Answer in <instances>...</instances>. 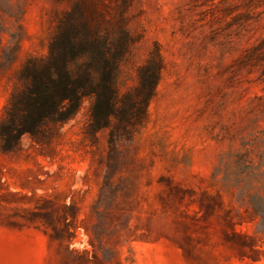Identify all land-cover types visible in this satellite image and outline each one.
<instances>
[{
	"label": "rangeland",
	"instance_id": "374dc122",
	"mask_svg": "<svg viewBox=\"0 0 264 264\" xmlns=\"http://www.w3.org/2000/svg\"><path fill=\"white\" fill-rule=\"evenodd\" d=\"M77 1L0 0V117ZM92 2L133 38L121 92L156 46L161 80L139 125L94 129L86 98L0 148V264H264V0Z\"/></svg>",
	"mask_w": 264,
	"mask_h": 264
},
{
	"label": "trees",
	"instance_id": "16d2710c",
	"mask_svg": "<svg viewBox=\"0 0 264 264\" xmlns=\"http://www.w3.org/2000/svg\"><path fill=\"white\" fill-rule=\"evenodd\" d=\"M132 41L123 17L112 21L92 0H78L60 16L47 54L27 58L17 71L0 117L1 150L14 151L24 135L39 142L49 138L86 98L94 129L113 120L124 130L141 124L164 62L156 46L138 67L137 84L121 92L119 68Z\"/></svg>",
	"mask_w": 264,
	"mask_h": 264
}]
</instances>
